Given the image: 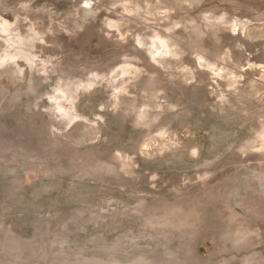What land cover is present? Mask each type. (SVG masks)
<instances>
[{
    "label": "rangeland",
    "instance_id": "1",
    "mask_svg": "<svg viewBox=\"0 0 264 264\" xmlns=\"http://www.w3.org/2000/svg\"><path fill=\"white\" fill-rule=\"evenodd\" d=\"M5 21L0 264H264V0H0Z\"/></svg>",
    "mask_w": 264,
    "mask_h": 264
},
{
    "label": "bare ground",
    "instance_id": "2",
    "mask_svg": "<svg viewBox=\"0 0 264 264\" xmlns=\"http://www.w3.org/2000/svg\"><path fill=\"white\" fill-rule=\"evenodd\" d=\"M8 25H9V22H7V21H5L4 24H3V22L2 23L0 22V26H1L0 30L2 32L6 33L5 36L8 38V42H10L11 44L17 43L18 41H20L21 38L18 39L20 37L19 35H14L13 33H11L10 29H8ZM159 43H160L161 47H160V52H159L158 56L161 58V56H165L166 54L169 53V49H168L169 46H168V44H166L165 41H163L161 39L159 40ZM7 45H8V43H7ZM60 100H61L60 98H58V99L56 98V100H55L56 109L59 110V112H61V111L63 112L64 108H63V105L61 104Z\"/></svg>",
    "mask_w": 264,
    "mask_h": 264
}]
</instances>
